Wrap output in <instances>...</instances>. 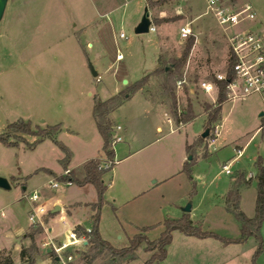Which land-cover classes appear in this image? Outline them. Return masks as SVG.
<instances>
[{
    "label": "rangeland",
    "instance_id": "1",
    "mask_svg": "<svg viewBox=\"0 0 264 264\" xmlns=\"http://www.w3.org/2000/svg\"><path fill=\"white\" fill-rule=\"evenodd\" d=\"M225 2L237 10L245 5L252 9L255 18L239 30L264 32V0ZM146 9L156 31L137 34L135 29ZM204 10L203 0H8L0 24V134L19 121H30L33 129L61 125L56 140L72 153L68 169L80 173L89 155L102 158V138L93 117L94 98L105 101L118 93L117 87L125 91L152 74L159 57L166 63L180 58L187 43L181 39L180 28L189 23L194 44L176 94L179 112L191 106L196 117L190 123L176 124L170 103L163 104L157 97V77L110 115L114 124H122L125 130L115 134L121 137L114 146L115 166L103 177L112 186L103 196L98 232L116 249L128 247L139 234L156 241L165 230V220L178 217L191 204L195 221L218 238L186 237L174 231L160 264H264V222L260 252L254 236L243 243L223 242L241 236L240 224L225 203L232 177L238 172H244L246 178L255 177V162L262 159L264 164V116H259L264 103L258 95L227 99L215 126L220 132L216 141L209 145L214 137H201L208 128L206 107L216 104L218 90L206 95L199 84L214 82L217 74L230 71L227 38L211 16L203 15ZM120 33L126 39H121ZM118 54L123 55L122 60H117ZM165 117L173 122L174 132L167 133ZM156 125L164 131L157 134L158 141L151 137ZM22 136L24 141L16 147L0 143V177L10 184L9 189L0 188V255L11 256L14 264H51L49 250L43 246L47 224L42 234L36 235L33 249L30 240L20 237L31 225L27 210L32 204L24 196L34 190L55 193L38 203L50 210L60 201L63 212L55 216L53 224L62 231L61 220L94 228L98 193L93 185L61 184L57 191L42 188L54 178L36 170L63 174L60 160L65 154L51 139L28 148L37 137ZM187 145H195L196 150L188 153ZM237 147L243 153L235 160ZM186 161L198 175L192 181L183 171ZM228 162L232 176L221 168ZM149 170H157L150 190L138 195L134 192L137 183L146 182ZM127 173L132 175L131 192L123 183ZM155 180L158 182L153 183ZM252 180L250 187L241 188L239 200L249 218L256 211V180ZM146 183L149 185L148 180ZM21 248L27 250L25 260L20 258ZM89 255V250L81 248L71 264H87ZM137 255L133 262L114 263L104 253L92 264H145L152 253L143 245Z\"/></svg>",
    "mask_w": 264,
    "mask_h": 264
},
{
    "label": "trees",
    "instance_id": "2",
    "mask_svg": "<svg viewBox=\"0 0 264 264\" xmlns=\"http://www.w3.org/2000/svg\"><path fill=\"white\" fill-rule=\"evenodd\" d=\"M194 39L189 37L187 39L185 50L180 58H172L167 63L162 60L161 57L158 59L157 69L150 75L143 77L140 81L129 86L125 91L114 95L113 97L103 101L97 96L94 98L93 117L96 123L97 130L103 139L102 158H94L87 161L82 167L80 173L70 171L68 176H58V180L66 181L69 180L73 185L84 186L87 184L93 185L98 193L99 202L94 205L96 211L93 216L94 228L92 234L88 238V242L85 248L89 250V256L87 264H92L93 261L104 253H107L111 257L112 262L117 260L120 262H133L138 258V250L145 245V251L151 252L152 255L145 264H160L165 260L167 256V247L172 242V234L174 231H178L188 237H196L199 239L206 238H218L210 232L204 231L200 222L191 219L189 213H184L179 219H167L164 222L165 230L161 235L160 239L156 241H149L145 236L139 234L135 236L128 247L122 249H116L112 247L107 241L103 240L98 232L99 226V210L102 206V200L104 193L107 189V184L104 182L103 177L106 173L112 171L115 166V134L114 124L110 118V115L121 107L127 100H129L134 94L143 89L148 82L153 78H160L157 97L160 101L170 103L171 111L175 117L177 125H184L192 122L195 119V114L189 106L185 112H179L178 110V99L176 94V85L181 82L183 73L182 70L186 65L187 58L190 50L193 47ZM231 75L232 66L234 64V58L229 57ZM214 83L218 87V97L215 105H207V127L210 129V134L214 130L216 124L221 121L222 106L227 101V82L214 80ZM210 110V111H209ZM61 130V125L47 126L44 129H33L30 121H19L8 125L6 130L0 134V143L7 147H16L19 142L24 141L22 135H32L37 137L33 144H29L28 148L33 149L38 144L46 139L54 141L58 147L63 151L64 158L60 161L64 170L68 169V165L72 158L71 151L61 142L56 140V134ZM210 136V135H209ZM195 150V145H188L187 151L192 154ZM109 163L108 168L103 167V163ZM190 163L186 162L183 171L187 174L190 180H192V170ZM255 168L257 170L256 176L251 179H247L244 172H238L232 177L231 188L225 198L227 207L235 214V217L240 224L241 236L238 240H224V244L243 243L249 237L254 236L259 242L258 252L262 249V239L260 237V230L264 222V164L262 159H258L255 162ZM47 171L48 170H44ZM53 175V174H52ZM232 176V175H231ZM252 179L256 180L258 188V194L256 198V211L253 218H249L243 212L240 207V190L244 187H250L252 185ZM78 234L84 232V228L77 227ZM43 232V226L41 224L30 225V228L26 234V238L32 243V248L35 247L36 235H41ZM27 250L22 249L20 252L21 260L26 259ZM257 252V253H258ZM53 252H48V257L51 261H54L51 257ZM33 262V261H32ZM0 264H14L11 256H1Z\"/></svg>",
    "mask_w": 264,
    "mask_h": 264
},
{
    "label": "built area",
    "instance_id": "3",
    "mask_svg": "<svg viewBox=\"0 0 264 264\" xmlns=\"http://www.w3.org/2000/svg\"><path fill=\"white\" fill-rule=\"evenodd\" d=\"M203 1L205 4L203 15L211 16L222 29L229 45V57L234 58L231 75L226 73L217 74L216 76L218 81L227 82V99L233 101L244 100L252 95H258L264 103V32L250 29H238L243 23L255 18L251 7L245 5L243 8L237 10L234 6L227 5L225 0ZM149 30L155 32L156 28L150 25ZM193 35L191 24H185L180 28L182 40H187ZM119 37L121 39H126L123 33H120ZM122 59L123 55L118 54L117 60ZM97 81H100V77H98ZM181 83L182 82H178V85H181ZM199 85L206 95H211L213 92L216 93L218 90L214 82L202 81ZM167 121L172 122L169 118H167ZM120 129V127H117V130ZM212 133L211 136L214 138H212L210 142L214 143L220 134L218 127H216ZM119 141H121V138L115 137V144ZM237 153L238 155L236 158H239L242 155V150H237ZM109 166V163H103L104 168H108ZM222 171L226 175H232L229 162L222 165ZM68 175H70V170H64L62 176ZM251 178H253V176H247L248 180ZM61 184L66 187L73 185L69 180L62 181L54 179L47 184V188L58 190ZM24 197L32 204L29 214L30 224L44 225L42 217L48 212L43 204L38 203L40 199L44 198L43 194L38 190H34ZM92 230L91 228H84V232L78 234L77 227H74L68 230L60 240H56V237H47L43 246L47 247L50 253L53 252L51 258L54 259V261H51V264H71L77 252L81 248H85L88 238L92 234Z\"/></svg>",
    "mask_w": 264,
    "mask_h": 264
},
{
    "label": "crops",
    "instance_id": "4",
    "mask_svg": "<svg viewBox=\"0 0 264 264\" xmlns=\"http://www.w3.org/2000/svg\"><path fill=\"white\" fill-rule=\"evenodd\" d=\"M122 91V89H121V87L119 86V87H117L116 88V93L118 92V93H120ZM117 93V94H118ZM136 94H139V93H136ZM134 96V95H133ZM132 96V97H133ZM98 97V96H97ZM131 97V98H132ZM99 98V97H98ZM130 98V99H131ZM129 99V100H130ZM147 101V100H146ZM126 102H128V101H126ZM263 112H260L259 113V116H261V114H262ZM165 121L167 122V124L169 125V130H168V132L167 133H172V132H174L175 130L174 129H172V125H173V122H168L167 121V118L165 117ZM113 124H114V122H113ZM117 127H120L121 129L120 130H117ZM122 130H125V128H124V126L122 125V124H114V134H117L119 131L121 132ZM98 131V130H97ZM159 132L160 133H162V132H164L163 131V128H161L160 126H158V125H156L155 126V130H153V131H151V137H154L155 136V141H158L159 140V138L157 137V134H159ZM99 133V132H98ZM131 133H132V131H131ZM100 135V134H99ZM102 138V137H101ZM121 138V137H120ZM42 143V142H41ZM211 144V142L209 141V145ZM188 146V145H187ZM35 148V147H34ZM102 148H103V139H102ZM195 150H196V148H195ZM237 150H242V153H243V149L241 148V147H237ZM114 151H115V155H117V150H115V147H114ZM188 152V151H187ZM102 153V152H101ZM136 152H134V153H131L130 155H128L127 157H130L132 154H135ZM189 153V152H188ZM237 157V156H236ZM64 158V157H63ZM62 158V159H63ZM88 159H85V161H84V163L82 164V166L87 162V161H89V160H91V159H94L95 157H91L90 155L87 157ZM61 159V160H62ZM60 160V161H61ZM184 160V159H183ZM235 160H238V158H236ZM71 162V161H70ZM187 162V161H186ZM186 162H184V165L186 164ZM61 164V163H60ZM70 164V163H69ZM184 165H183V167H184ZM69 166V165H68ZM68 168V167H67ZM221 168H222V165H221ZM44 170H48V172L47 171H44ZM70 171H74L73 169H69ZM113 170V169H112ZM45 172V173H47V174H49V175H51L54 179H57V177L58 176H62L63 174H60V175H56L55 173H53V172H51L49 169H46V168H40V169H38V170H36V173H39V172ZM193 173V172H192ZM53 174V175H52ZM156 174H157V170H149V172L148 173H146V182H147V180H148V182H149V185H147V183L145 182V180L144 181H139L138 183H137V186H136V189L134 190L133 189V187H132V185H131V180L130 179H132V175H131V173H127V175L125 176V178H124V185H125V187L128 189V191H132V190H134V192H138V193H136V194H144L145 192H148L149 190H150V186H151V184H150V182H152L151 180L152 179H154V177L156 176ZM192 179L194 180L195 179V177H197L194 173L192 174ZM249 176V175H248ZM250 176H253V175H250ZM158 177V176H157ZM253 178H254V176H253ZM158 180V179H157ZM157 180H155V181H153V183H157L158 181ZM192 181V180H191ZM199 182H201V180L199 179ZM87 185H91V184H87ZM87 185H84V186H80V187H85V186H87ZM111 183H108L107 184V189H106V191L107 190H109V188H111ZM42 188H47V185H43L42 186ZM48 189V188H47ZM230 189V188H229ZM255 189H256V191H257V194H258V190H257V185H256V182H255ZM24 190H25V188H24ZM59 190V189H58ZM50 191H57V190H51L50 189ZM105 191V192H106ZM50 193H53V192H50ZM50 193H46L45 194V192L44 191H42V194H43V196H44V198L46 197H48L49 196V194ZM53 194H55V193H53ZM105 194V193H104ZM257 194H256V198H257ZM188 200V199H187ZM45 206V205H44ZM46 209H47V207H46ZM192 210H193V207H192V209H191V212L189 213V215H190V217H191V219L192 220H194L195 221V219H194V216H193V213H192ZM30 212H31V208H28V210H27V213H28V218H29V214H30ZM47 214H46V217H44L43 219H42V222H43V224L45 225V224H47V229H46V237H62L63 238V236L67 233V231L68 230H70L71 228H74V227H82V228H84L83 226H80V225H71V224H69L68 222H66V221H64V220H61V227H62V231L58 228V227H54V224H53V220L55 219V216L57 215V214H60L61 212H63V206L61 205V203H60V201L58 200V201H56V202H54L53 204H52V206H51V208H50V210H48L47 209ZM53 212H55V213H53ZM184 214V212L182 211L179 215H178V217H176V218H172V219H179L182 215ZM44 225H42L43 227H44ZM29 228H30V225L27 227V229L29 230ZM26 229V231L28 232V230ZM27 232H25L22 236H20L21 237V239L22 240H29V239H27L26 238V234H27ZM186 237H188V236H186ZM21 250H22V248H21ZM21 252V251H20Z\"/></svg>",
    "mask_w": 264,
    "mask_h": 264
},
{
    "label": "water",
    "instance_id": "5",
    "mask_svg": "<svg viewBox=\"0 0 264 264\" xmlns=\"http://www.w3.org/2000/svg\"><path fill=\"white\" fill-rule=\"evenodd\" d=\"M7 3H8V0H0V24H1V20L4 16V13H5V10H6V6H7ZM151 20L149 18V15H148V10L146 9L145 10V14L141 20V22L138 24V26L136 27L135 29V32L137 34H141V33H147L149 32V28H150V25H151ZM91 70H92V73H93V76L97 77L98 76V73L94 70L93 67H91ZM124 84H127V81L124 80ZM264 114L262 113L261 116H263ZM210 135V129L207 128L205 130V132L201 135V137L203 139H206L208 138ZM191 158H189L190 160ZM0 188H3V189H9L10 188V184L8 182L7 179L3 178V177H0ZM182 211L184 213H190L191 212V204H188L187 206H185ZM55 213V212H53Z\"/></svg>",
    "mask_w": 264,
    "mask_h": 264
}]
</instances>
